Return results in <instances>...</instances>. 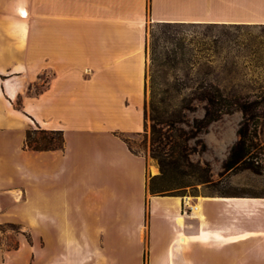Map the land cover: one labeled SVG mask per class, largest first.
<instances>
[{
	"label": "crops",
	"instance_id": "crops-1",
	"mask_svg": "<svg viewBox=\"0 0 264 264\" xmlns=\"http://www.w3.org/2000/svg\"><path fill=\"white\" fill-rule=\"evenodd\" d=\"M149 22L264 23V0H0V149L13 170L17 152L24 163L26 182L6 189L25 205L19 221L26 222L39 178L41 239H65L77 255L72 264H90L96 244H108L118 222L127 235V222L139 216L136 237L145 253L152 196L157 229L169 232L167 256L158 264H264V197L206 195L193 201L199 212L191 201L183 212L178 197L149 194V168L157 166L123 137L146 128ZM33 127L62 131L63 148L26 147ZM138 175L141 201L128 191ZM157 229L152 235L148 229L149 240L165 233Z\"/></svg>",
	"mask_w": 264,
	"mask_h": 264
},
{
	"label": "rangeland",
	"instance_id": "rangeland-1",
	"mask_svg": "<svg viewBox=\"0 0 264 264\" xmlns=\"http://www.w3.org/2000/svg\"><path fill=\"white\" fill-rule=\"evenodd\" d=\"M147 37L146 128L140 134L123 137L135 152L149 153L148 163L157 166V173H152L151 167L148 166V183L161 172L158 161L150 155L151 121L148 111L152 80L155 78L157 91L162 92L169 88L174 93L172 108L181 111L183 120L177 122L176 127L189 131L195 120L203 118L207 109L218 114V118L209 124L207 131L198 137L205 142L206 149L202 151L198 147V150L190 155L193 163L210 164L211 182L202 183L190 175L170 173L166 180L157 182L158 186H166L168 189L162 194L183 200V212L185 202L191 201L194 204V200L198 201L206 195L240 194L264 197V23L231 25L149 22ZM153 57L156 58L154 62ZM175 87L180 89L179 93ZM208 92L216 93L215 105H210L205 99ZM184 97L185 100L182 101ZM240 108L248 110V116H245ZM143 116L139 119L137 117L138 125L144 126ZM245 117L248 120H245ZM245 122L249 125L251 136V141L247 143L250 153L243 163L231 170H224L223 164L239 139L237 132L245 126ZM32 129L35 130L32 140L38 141L40 145H50L48 139H53L54 145L58 143L57 134L41 131L36 127ZM19 141L17 135V147ZM188 144L197 147L196 139H190ZM8 157V154L0 149V264H72L73 256L77 259V255L67 247L65 239L56 235L44 236L41 239L40 232L43 231L40 220L42 203L39 178L35 179L37 184L33 187L37 198L26 206V217L31 220L26 218V222L19 221L25 218V205L15 203L6 189L10 183L26 182L21 175L24 163L17 152L15 159L19 169L13 170V167L7 164ZM33 165L39 170L40 159H34ZM44 189L47 190L45 187ZM142 189L143 183L138 175L133 179L128 191L132 192L134 197L139 195L141 201ZM49 190L57 192L56 188ZM143 201L145 204V196ZM151 202L152 196L147 197L143 233L145 253L144 246L137 242L136 237V231L142 222L139 216L127 222V235H124L123 231L119 232L124 230V226L118 222V232L111 240L108 238V244H96L90 264L163 263L168 252L169 232L167 228L164 230L162 225L157 229V211ZM174 202L173 199L168 201L171 206ZM98 223L95 222L96 225ZM154 228L163 229L165 232L159 233L161 236L156 242L151 236L150 240L148 239V229L152 235ZM95 239L96 243H99L102 237ZM81 255L88 256V253Z\"/></svg>",
	"mask_w": 264,
	"mask_h": 264
},
{
	"label": "trees",
	"instance_id": "trees-1",
	"mask_svg": "<svg viewBox=\"0 0 264 264\" xmlns=\"http://www.w3.org/2000/svg\"><path fill=\"white\" fill-rule=\"evenodd\" d=\"M170 24V23H168ZM156 58H152L154 62ZM156 80H152V92L149 108L150 125V155L156 159L160 165V174L152 178L148 189L152 195H165L163 191L168 190L166 186H158L159 180H166L170 173L178 172L182 175H190L195 177L196 181L202 183H210L212 180L211 166L208 162L204 165L201 163H193L190 160V155L198 150L204 151L206 144L199 137L200 134L207 131L209 124L218 118V114L211 110H206L203 118L195 120L189 131L175 126L177 122H183L181 118V111L172 108V101L175 96L169 88L162 92L156 89ZM179 93V88L175 87ZM210 105H215L217 95L215 92H208L205 96ZM185 97L182 98V101ZM245 116H248V110L240 108ZM145 117H147V110L145 107ZM245 120L248 118L245 117ZM185 122V121H184ZM41 131H47L40 129ZM35 130L31 129L27 132L25 146L35 151H48L62 149L64 145V136L62 131H51L57 134L58 143L54 145L53 139H48L50 145H40L38 141L32 140V133ZM239 139L232 147L231 152L223 164L224 170H231L239 163H243L246 156L249 155L248 142L251 141L249 134V125L246 124L237 132ZM196 139L197 147L189 146L188 141ZM128 143V141L125 139ZM36 143L35 145L32 143ZM129 145V143H128ZM132 150L131 146L129 145ZM252 166H250L251 168ZM230 195V194H220ZM240 195V194H233Z\"/></svg>",
	"mask_w": 264,
	"mask_h": 264
},
{
	"label": "bare ground",
	"instance_id": "bare-ground-1",
	"mask_svg": "<svg viewBox=\"0 0 264 264\" xmlns=\"http://www.w3.org/2000/svg\"><path fill=\"white\" fill-rule=\"evenodd\" d=\"M151 172L152 173H157V168L151 166ZM192 209L194 210V212H199L200 211V205L198 203L197 204H193ZM182 243H184V242H182Z\"/></svg>",
	"mask_w": 264,
	"mask_h": 264
}]
</instances>
